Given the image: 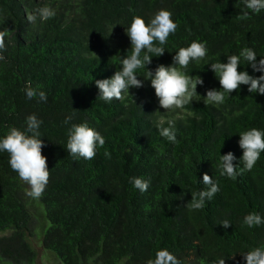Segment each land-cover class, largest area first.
<instances>
[{
	"label": "trees",
	"instance_id": "trees-1",
	"mask_svg": "<svg viewBox=\"0 0 264 264\" xmlns=\"http://www.w3.org/2000/svg\"><path fill=\"white\" fill-rule=\"evenodd\" d=\"M45 4L55 17L30 23L27 13ZM160 8L172 11L178 28L147 67L171 65L180 47L206 41L205 60L187 69L204 80L197 85L200 101L165 111L143 77L146 68L137 73L143 87L130 88L123 100L103 101L95 80L110 78L130 54L125 29L134 15L147 23ZM242 9L243 0H0V31H8L0 61V137L10 126L25 128L35 114L43 121L42 154L50 172L43 196L32 199L9 154L0 152V264H36L31 236L60 264H146L160 248L180 264L220 258L245 264L241 252L264 247V225H243L250 212L264 217V152L236 179L218 168L220 155L229 151L237 171L243 167L239 132L264 129V95L241 85L222 105L203 101L208 89L221 87L210 63L227 62L244 47L257 60L264 57V10L241 20ZM243 63L238 70L261 75ZM28 82L46 93V102L26 97ZM161 117L175 121L177 143L160 135ZM84 121L105 138L92 160L66 149L69 127ZM204 173L220 191L202 210H190L191 193L206 187ZM131 177L149 181L148 190L134 188ZM224 220L231 223L226 229Z\"/></svg>",
	"mask_w": 264,
	"mask_h": 264
},
{
	"label": "clouds",
	"instance_id": "clouds-1",
	"mask_svg": "<svg viewBox=\"0 0 264 264\" xmlns=\"http://www.w3.org/2000/svg\"><path fill=\"white\" fill-rule=\"evenodd\" d=\"M239 19L247 20L250 13H260L264 10V0H243ZM56 11L50 5L37 7L32 12L27 13V20L36 24L48 21L55 17ZM173 13L167 8H160L152 18L146 23L140 15H134L130 26L125 29L131 41L130 54L122 56L120 68L116 70L110 78L97 79L95 84L99 89V98L105 102L113 100H123L124 93H130V88L143 87L144 81L138 79V70L146 68L145 80H150L151 86L155 90V95L159 100V106L165 111L184 109L193 100L200 101L197 95V85H203L204 80L200 75H189L188 66L192 61L205 60L208 48L206 41L193 40L187 47H180L173 56L171 65L158 64L154 70L147 66L152 63V57H160L164 54L163 47L170 34H175L178 24L172 19ZM7 30L0 31V61L5 60L3 53L6 51L5 37ZM244 61L250 65L253 72H260L261 75H250L247 70H238ZM210 68L219 80L220 89H208L205 105H222L227 95L246 85L250 93L264 95V57L257 60L256 52L250 47H244L239 54L227 56V62L210 63ZM25 94L28 99L38 97L40 101L46 102V93L38 88H33L31 82L25 86ZM132 95V94H131ZM73 116H67L65 124H69ZM42 120L35 114L26 118V127L21 129L10 126L3 137H0V152L9 154V164L19 178L29 187L25 190V195L32 199H40L46 186L49 183L50 172L47 165V158L42 154L44 143L40 132ZM165 123L167 126H164ZM160 135L173 144L177 143L175 121L161 117L156 124ZM66 149L74 158L92 160L97 155V149L105 145V138L99 131L89 126L87 121L72 123L68 129ZM239 147L243 150V167L237 171L238 164H234L235 155L229 151L220 155L218 168L221 176L236 179L245 171H251L260 158V153L264 152V129L252 127L239 132ZM104 156L111 158V153L104 152ZM129 182L141 193L148 190L150 182L142 177H131ZM203 185L205 189L191 193V200L187 203L190 210H202L206 201H211L220 187L213 177L207 173L203 175ZM225 229L231 223L224 220L220 223ZM243 225L248 228L264 225V217L258 212H250L243 218ZM245 264H264V247H252L241 252ZM234 258V256H233ZM225 258H220L215 264H225ZM146 264H180L177 257L167 248H160L156 251L154 258H149Z\"/></svg>",
	"mask_w": 264,
	"mask_h": 264
},
{
	"label": "rangeland",
	"instance_id": "rangeland-1",
	"mask_svg": "<svg viewBox=\"0 0 264 264\" xmlns=\"http://www.w3.org/2000/svg\"><path fill=\"white\" fill-rule=\"evenodd\" d=\"M30 243L37 251V262L36 264H60L51 255H48L41 246V241L38 236L28 237Z\"/></svg>",
	"mask_w": 264,
	"mask_h": 264
}]
</instances>
